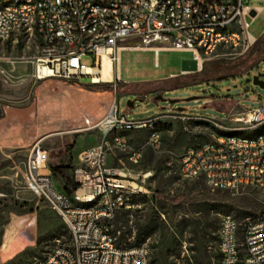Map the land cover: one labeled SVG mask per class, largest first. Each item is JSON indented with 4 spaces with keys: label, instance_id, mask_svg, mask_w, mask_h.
Wrapping results in <instances>:
<instances>
[{
    "label": "built area",
    "instance_id": "1",
    "mask_svg": "<svg viewBox=\"0 0 264 264\" xmlns=\"http://www.w3.org/2000/svg\"><path fill=\"white\" fill-rule=\"evenodd\" d=\"M261 11L245 6L244 0H0V45L23 40L35 44L37 80H44L43 72L48 71L49 78L67 83L82 85L79 80L90 77L92 84H99L94 78L102 75H86L84 70H101L103 55L117 66L123 51H183L191 53L202 70L220 47L246 52L257 43L246 19L254 21ZM87 56L94 59L92 67L82 64ZM113 96L106 114L85 129L97 130L101 142L80 153L72 170L77 184L73 196L58 187L42 140L29 151L27 190L61 217L71 237L69 246H56L40 264H155L147 245L121 246L110 231L117 212L135 208L133 199L149 192L144 188L148 174L114 167L113 151L128 154L129 162L139 166L148 149L161 150L159 128L165 121L179 122L185 132L191 122L214 128L206 141L184 150L182 180L202 179L211 190L232 194L246 188L264 190V131L252 138L238 135L264 127V106L237 104L224 120L169 113L135 121L120 115L116 90ZM228 122L241 126L228 127ZM138 131L147 132L148 138L135 149L128 134ZM110 136L111 142L106 140ZM218 252L219 264H264V215L249 220L243 229L233 216H221Z\"/></svg>",
    "mask_w": 264,
    "mask_h": 264
},
{
    "label": "rangeland",
    "instance_id": "2",
    "mask_svg": "<svg viewBox=\"0 0 264 264\" xmlns=\"http://www.w3.org/2000/svg\"><path fill=\"white\" fill-rule=\"evenodd\" d=\"M244 5L262 8L254 21L250 17L246 19L250 24L249 34L259 40L264 34V0H244ZM171 44L176 45V41L172 40ZM254 47L246 52L220 47L216 57L199 74L193 75L183 74L197 69L191 53L161 51L156 55L148 50L123 51L120 80L130 85L120 84L116 74L112 83L92 84L90 77H82L79 80L82 85H76L54 78L37 80L33 63L35 44L27 45L23 40L0 45V99L25 103L27 99L18 101L14 93L29 89V94L39 81L44 84L49 80L60 92L55 98L44 99L36 91L34 105L29 109L14 111L0 107V119L3 111L7 114L6 122H0V135L7 123H30L26 129L0 137V264H40L53 248L71 243L61 217L27 190L25 165L33 144L42 140V147L50 155L49 166L64 159L73 169L79 150L94 142L90 134L97 135L101 142L97 130L85 129L106 114L109 106L106 93L114 95L115 90L120 115L135 121L169 113L224 120L237 104L240 108L264 106V91L252 81L254 76L264 73V45ZM82 64L92 67L94 59L87 56ZM226 66L236 69L230 74L218 71ZM80 90L94 94L82 95ZM68 92L70 99L65 96ZM158 97L161 99L156 100ZM129 102L134 106L129 108ZM81 104L89 105L94 111L85 110ZM81 111L87 112L86 122H77ZM226 126L241 125L228 122ZM159 129L161 150L148 149L139 166L129 162L128 154L113 151L114 167L151 176L144 186L149 192L133 199L135 208L118 211L110 231L124 247L138 246V239L151 233L141 245L150 248L155 264H219L221 216H233L243 229L249 220L264 215V190L246 188L232 194L213 191L202 179L182 180L179 171L184 150L206 141L214 128L211 124L191 122L190 131L185 132L179 122L165 121ZM262 131L264 127L244 133ZM135 136V142L131 141L133 148H139L148 138L145 131ZM106 140L111 142L112 137ZM55 181L64 191V183Z\"/></svg>",
    "mask_w": 264,
    "mask_h": 264
},
{
    "label": "crops",
    "instance_id": "3",
    "mask_svg": "<svg viewBox=\"0 0 264 264\" xmlns=\"http://www.w3.org/2000/svg\"><path fill=\"white\" fill-rule=\"evenodd\" d=\"M263 36H264V34L262 35V37L260 38V39H262L263 38ZM259 39V40H260ZM258 41V40H257ZM156 44H159V43H156ZM148 51H153V50H148ZM154 52V51H153ZM156 54V53H155ZM121 59V58H120ZM194 61V60H193ZM196 63V62H195ZM197 65V64H196ZM119 66H120V63L116 66V65H111V67H112V72H113V74H116L117 76H118V78H119V82H120V84H124V85H130L131 83H125V82H123V81H121L120 80V75H119ZM200 71L201 70H199L198 68L196 69V70H192V71H190V70H186V71H184L183 72V74H188V75H193V74H198V73H200ZM71 84V83H70ZM78 92H80L82 95L83 94H85V92L86 93H88V94H94V93H92V92H88V91H82V90H80V91H78ZM69 93V92H68ZM65 94V96H66V98H68V99H70L71 97H70V93L69 94ZM106 94H108V96L106 97V101L108 102V109H107V111L109 110V108H110V106H111V104H112V102H113V100H114V96H113V94H111V93H106ZM138 97H142V96H144V95H140V94H136ZM146 96V95H145ZM81 106L85 109V110H87V111H89V112H93L94 111V109L93 108H91V107H89V105H82L81 104ZM133 106H134V104H133ZM132 106V107H133ZM80 107V106H79ZM6 113V112H5ZM94 113H96V110H95V112ZM86 115H87V112L86 111H81L80 112V114H79V116H78V119H77V122H86L88 119L86 118ZM94 115H97V114H94ZM6 120H7V114H6V116L4 117V118H1L0 119V122H6ZM27 127H30V123H23V122H21V123H7L6 125H4V129H3V131H4V133H3V135H7V134H15V133H17L18 131H21V130H23V129H26ZM140 132L141 131H138V132H135V133H139L140 134ZM135 133H132V135L133 136H129V138H130V145H131V141L132 140H134L133 142H135ZM3 135H0V137L1 136H3ZM90 137H92L93 139H94V142L92 143V144H90V145H87V146H84V147H82L80 150H79V152L77 153V161H76V163H75V165H74V167L76 166V165H78L79 164V155H80V153L83 151V150H85L86 148H88V147H90V146H94V145H97L99 142H98V139H97V135H95V134H90L89 135ZM76 144H77V140H76V143H74V145H73V149H72V156H74L75 155V147H76ZM132 146V145H131ZM136 149V148H135Z\"/></svg>",
    "mask_w": 264,
    "mask_h": 264
},
{
    "label": "trees",
    "instance_id": "4",
    "mask_svg": "<svg viewBox=\"0 0 264 264\" xmlns=\"http://www.w3.org/2000/svg\"><path fill=\"white\" fill-rule=\"evenodd\" d=\"M261 45H264V36L262 39L258 40L257 43L255 44L254 48H259ZM233 69H236V67H221L219 68V72L220 71H224V73L226 74H230L232 72ZM199 74V73H198ZM229 76V75H226ZM217 132L224 134V132L218 131ZM258 133V132H257ZM239 136H243V137H254L257 134H251V135H246L244 132L238 133ZM50 170L52 173V176L54 177V179L57 180H61L64 183V191L68 196H73L76 189H77V184L75 183L73 177H72V167H70L69 165H67L65 163V160L62 159L59 163L51 165L50 166ZM0 214H1V207H0ZM1 216V215H0ZM151 233H148L146 237L144 238H139L138 239V243L137 245H141L142 243L145 242V240L150 236ZM40 239L38 240L39 243ZM134 247V246H133Z\"/></svg>",
    "mask_w": 264,
    "mask_h": 264
},
{
    "label": "water",
    "instance_id": "5",
    "mask_svg": "<svg viewBox=\"0 0 264 264\" xmlns=\"http://www.w3.org/2000/svg\"><path fill=\"white\" fill-rule=\"evenodd\" d=\"M252 15H254V13H252ZM252 81H253V84L255 86H258L260 89H262L264 91V73L257 74L256 76L253 77ZM42 84H43V81H39L37 84H35L29 94H28L29 89H24L23 91L14 93V95L16 97H18L17 98L18 101H23V100L27 99V101L25 103L16 104V103H12V102L0 99V107L11 109L14 111L29 109V108L33 107L35 93H36V91H38V89L40 88V86ZM159 99H161V98L158 97L156 100H159ZM133 104H134L133 102H129L128 107L131 108L133 106ZM1 115H2L1 118H4L6 116L5 111H3Z\"/></svg>",
    "mask_w": 264,
    "mask_h": 264
},
{
    "label": "bare ground",
    "instance_id": "6",
    "mask_svg": "<svg viewBox=\"0 0 264 264\" xmlns=\"http://www.w3.org/2000/svg\"><path fill=\"white\" fill-rule=\"evenodd\" d=\"M155 45H159V44H155ZM86 75H102V78H94V82L98 83V82H110L113 79V73H112V67H111V62L108 58L107 55H103L102 57V69L98 70L97 68H86L84 70ZM44 75V79H47L51 76H49L48 71H44L43 72ZM42 97L45 99H49V98H55L56 96L59 95V91L54 87L50 85V81H46L38 90ZM151 176L150 174L147 175V177Z\"/></svg>",
    "mask_w": 264,
    "mask_h": 264
},
{
    "label": "flooded vegetation",
    "instance_id": "7",
    "mask_svg": "<svg viewBox=\"0 0 264 264\" xmlns=\"http://www.w3.org/2000/svg\"><path fill=\"white\" fill-rule=\"evenodd\" d=\"M23 91V90H22ZM25 102V101H24Z\"/></svg>",
    "mask_w": 264,
    "mask_h": 264
}]
</instances>
